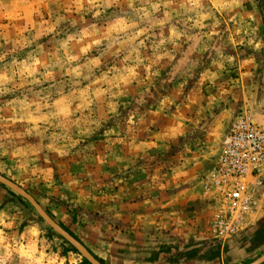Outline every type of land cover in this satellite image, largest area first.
I'll use <instances>...</instances> for the list:
<instances>
[{
  "label": "crops",
  "instance_id": "crops-1",
  "mask_svg": "<svg viewBox=\"0 0 264 264\" xmlns=\"http://www.w3.org/2000/svg\"><path fill=\"white\" fill-rule=\"evenodd\" d=\"M207 1L222 35L180 39L143 94L0 141V175L103 264H243L264 251V185L225 243L210 233L218 208L203 190L237 118L264 128V14L260 0ZM48 230L0 185V264H81Z\"/></svg>",
  "mask_w": 264,
  "mask_h": 264
},
{
  "label": "rangeland",
  "instance_id": "rangeland-1",
  "mask_svg": "<svg viewBox=\"0 0 264 264\" xmlns=\"http://www.w3.org/2000/svg\"><path fill=\"white\" fill-rule=\"evenodd\" d=\"M220 25L207 0H0V141L12 127L55 130L74 113L95 120L128 104L130 90L152 81L154 61L185 37L222 35Z\"/></svg>",
  "mask_w": 264,
  "mask_h": 264
},
{
  "label": "built area",
  "instance_id": "built-area-1",
  "mask_svg": "<svg viewBox=\"0 0 264 264\" xmlns=\"http://www.w3.org/2000/svg\"><path fill=\"white\" fill-rule=\"evenodd\" d=\"M263 174L264 128L241 115L204 178V195L218 208L210 224L214 239L224 241L243 231L255 208V192L264 185Z\"/></svg>",
  "mask_w": 264,
  "mask_h": 264
},
{
  "label": "water",
  "instance_id": "water-1",
  "mask_svg": "<svg viewBox=\"0 0 264 264\" xmlns=\"http://www.w3.org/2000/svg\"><path fill=\"white\" fill-rule=\"evenodd\" d=\"M0 185L8 188L19 197L24 199L42 219V221L60 238H62L69 246H71L88 264H101L82 244H80L68 232L56 224L38 205V203L23 189L15 185L10 180L0 175ZM220 242V241H217ZM251 264H264V255L255 260Z\"/></svg>",
  "mask_w": 264,
  "mask_h": 264
},
{
  "label": "trees",
  "instance_id": "trees-1",
  "mask_svg": "<svg viewBox=\"0 0 264 264\" xmlns=\"http://www.w3.org/2000/svg\"><path fill=\"white\" fill-rule=\"evenodd\" d=\"M69 250L72 251V252H74V253H76V251H75L71 246L69 247ZM97 260H98V259H97ZM99 262H100L101 264H103L100 260H99ZM82 264H88V263L84 260Z\"/></svg>",
  "mask_w": 264,
  "mask_h": 264
}]
</instances>
